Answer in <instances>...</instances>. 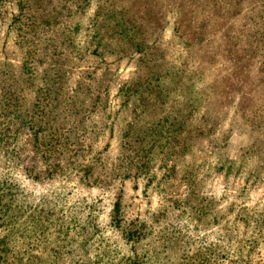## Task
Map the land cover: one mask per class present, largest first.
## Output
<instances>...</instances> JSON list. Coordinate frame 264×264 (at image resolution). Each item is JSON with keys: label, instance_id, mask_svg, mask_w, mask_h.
Here are the masks:
<instances>
[{"label": "rangeland", "instance_id": "rangeland-1", "mask_svg": "<svg viewBox=\"0 0 264 264\" xmlns=\"http://www.w3.org/2000/svg\"><path fill=\"white\" fill-rule=\"evenodd\" d=\"M0 239L264 264V0H0Z\"/></svg>", "mask_w": 264, "mask_h": 264}, {"label": "trees", "instance_id": "trees-1", "mask_svg": "<svg viewBox=\"0 0 264 264\" xmlns=\"http://www.w3.org/2000/svg\"><path fill=\"white\" fill-rule=\"evenodd\" d=\"M3 241H4L3 239H0V264H8V262H7V259L8 258H6V254L3 252V249L5 248L7 250H10V247L8 245H5V247H4ZM35 256H37V255H35ZM22 258L24 259V257H22ZM29 260L30 259H28L27 261H29ZM35 261L38 262L37 260H35ZM15 264H19V263L18 262L17 263L15 262Z\"/></svg>", "mask_w": 264, "mask_h": 264}]
</instances>
